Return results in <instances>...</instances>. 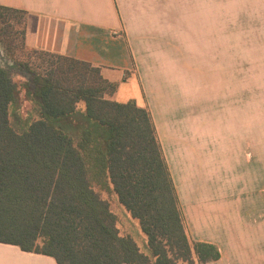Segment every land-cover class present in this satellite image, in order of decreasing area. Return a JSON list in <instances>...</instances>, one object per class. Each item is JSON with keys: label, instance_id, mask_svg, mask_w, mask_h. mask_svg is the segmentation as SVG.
<instances>
[{"label": "trees", "instance_id": "16d2710c", "mask_svg": "<svg viewBox=\"0 0 264 264\" xmlns=\"http://www.w3.org/2000/svg\"><path fill=\"white\" fill-rule=\"evenodd\" d=\"M27 20L0 4V242L58 264L219 260L215 245L189 237L150 111L108 98L118 85L92 63L29 49ZM41 54L44 72L28 61ZM17 71L33 110L12 122ZM106 193L139 221L146 251L121 235Z\"/></svg>", "mask_w": 264, "mask_h": 264}, {"label": "crops", "instance_id": "0c3cea01", "mask_svg": "<svg viewBox=\"0 0 264 264\" xmlns=\"http://www.w3.org/2000/svg\"><path fill=\"white\" fill-rule=\"evenodd\" d=\"M0 4L28 13L26 45L29 49L92 63L101 69L105 79L118 85L115 101L135 100L139 107L150 111L177 189L189 237L215 245L221 253L219 260L207 264H264L261 115L254 113L252 121L259 136L255 135L251 143L247 139L244 141L243 168L238 172H232L231 168L226 173L224 170L221 186L214 188L210 184L214 196L205 201L209 206L215 202L222 205L230 215L231 225L226 223L218 230L215 228L219 235L204 234L194 224V215L201 211L194 191L189 190L190 185L177 183L170 162L172 151L165 134V126H172L171 123L167 125L170 106L159 108L158 100L163 93L159 89H148L149 76L142 71L146 60L161 63L151 49L224 46L225 40H215L213 33H221L219 38L226 34L228 38L230 32L263 31L264 0H0ZM168 78L172 79L171 75L166 76V71H161L159 80ZM125 88L129 89L127 100L120 101L118 96ZM188 99L190 105H196L197 91L193 93L191 89ZM224 104L228 109L230 104ZM238 104L245 111L243 125L246 127L245 105L240 100ZM186 144L184 141L183 146ZM248 149L250 157H247ZM215 195L218 200H214ZM0 264L58 263L53 257L25 252L18 246L0 242Z\"/></svg>", "mask_w": 264, "mask_h": 264}, {"label": "rangeland", "instance_id": "374dc122", "mask_svg": "<svg viewBox=\"0 0 264 264\" xmlns=\"http://www.w3.org/2000/svg\"><path fill=\"white\" fill-rule=\"evenodd\" d=\"M213 34L215 40H225L224 46L151 49L159 56L161 63H151L146 58L142 65V71L149 76L146 80L148 89H159L163 93L161 100H158L159 108L170 106L171 117L167 125L171 123L169 125L172 126H165L166 140L172 151L170 162L177 183L190 185L189 190L194 191V198L201 208L200 213L194 215V224L199 232L207 235H219L215 228L218 230L226 223L231 225L230 215L222 205L215 202L209 206L205 201L214 196L210 184L214 188L221 186L224 170L226 173L231 168L232 172H238L243 168L246 139L251 143L255 135L259 136V130L254 129L252 124L254 113L261 115V134L264 138V30L230 32L228 38L226 34L224 38H219L221 33ZM28 56L26 54L25 58L28 59ZM28 61L33 69L44 72L50 58L41 54ZM161 71H166V76L171 75L172 79L159 80ZM26 78L24 73L17 71L12 122L15 111L22 119H28L33 110V104L26 97L23 87ZM191 89L193 93L197 91L196 105L188 103ZM128 92L129 89L125 88L118 100L126 101ZM113 97L108 98L114 100ZM238 100L246 108V127L243 125L245 111L238 107ZM225 102L230 104L228 109ZM81 107L84 106L81 104ZM190 113L195 117L191 118ZM184 141L189 147L187 144L183 146ZM176 148L180 152L177 150L174 154ZM251 150L254 153L255 147ZM251 150H247V157H250ZM216 195L214 200H218ZM105 197L110 200L112 210L118 217L121 235L133 237L146 251L147 238L141 232L139 221L125 211L115 195L106 193ZM178 264L188 263L180 261Z\"/></svg>", "mask_w": 264, "mask_h": 264}]
</instances>
